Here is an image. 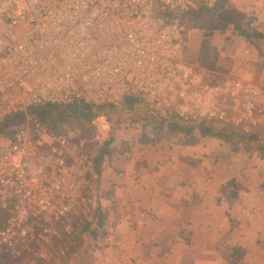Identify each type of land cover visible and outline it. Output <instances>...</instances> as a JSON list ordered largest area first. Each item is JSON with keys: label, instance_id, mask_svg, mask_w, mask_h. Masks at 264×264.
<instances>
[{"label": "built area", "instance_id": "built-area-1", "mask_svg": "<svg viewBox=\"0 0 264 264\" xmlns=\"http://www.w3.org/2000/svg\"><path fill=\"white\" fill-rule=\"evenodd\" d=\"M229 2L0 0V248L10 258L66 262L70 246L58 239L104 217L101 134L57 130L38 110L133 97L153 119L215 126L232 110L245 137L264 127L261 87L186 60L188 20Z\"/></svg>", "mask_w": 264, "mask_h": 264}, {"label": "crops", "instance_id": "crops-1", "mask_svg": "<svg viewBox=\"0 0 264 264\" xmlns=\"http://www.w3.org/2000/svg\"><path fill=\"white\" fill-rule=\"evenodd\" d=\"M224 8L236 22L242 21L240 31L236 27L232 31L241 33L243 43L228 41L232 46H223L220 41L211 49L213 64L204 66L199 61L201 37L194 29L189 31L193 57L188 49L186 60L216 73L220 81L241 79L264 91V0H230L212 12ZM244 32L260 37L248 39ZM127 99L115 108L137 114L135 125L113 122L100 112L104 107L82 113L83 105L70 106L78 122L71 129L101 134L96 146L102 149L94 155L104 217L83 236V245L69 264H264V157L257 148L264 141V127L245 137L243 128L233 124L231 110L228 127L211 126L235 138L257 141L233 140V146L221 136H202L195 126L151 143L138 137L142 132L138 123L145 116L136 110L144 106L136 99L130 105ZM261 100L258 106H264V96ZM47 108L62 113L67 109ZM47 116L42 119L48 126L70 129L57 121L51 124ZM108 133L111 138L104 141Z\"/></svg>", "mask_w": 264, "mask_h": 264}, {"label": "rangeland", "instance_id": "rangeland-1", "mask_svg": "<svg viewBox=\"0 0 264 264\" xmlns=\"http://www.w3.org/2000/svg\"><path fill=\"white\" fill-rule=\"evenodd\" d=\"M230 7V6H229ZM228 7V8H229ZM230 9V8H229ZM229 9L224 8V10L222 12H204L201 13L200 15H198V18H195L193 20H188V23L190 24V32H192V30L197 29L198 30V34H200V42L202 41L201 44V48L202 52L204 51L205 53V59L206 60V64H204V66H211L213 63L211 62L214 59V54L211 49L213 48L214 45L218 46L220 45L219 42L221 41V44L223 46L229 45L232 46V44H236V45H241L243 43V39L241 37V33L239 31H237L236 33L233 32L232 30H235V25L237 27L241 26V22L242 21H238L236 22L233 17L230 14ZM226 11V12H225ZM223 13H227L235 22V25H228V26H224L223 21H222V14ZM233 16H235V18L240 19V16L237 14H234ZM242 28V27H240ZM206 35V36H204ZM193 39V38H192ZM191 39V41H192ZM198 38H195L194 41L197 42ZM232 43V44H230ZM242 41V42H241ZM203 45V47H202ZM205 46V47H204ZM211 47V48H210ZM191 49V48H190ZM189 49V55L190 57H193L192 51H190ZM201 55V54H200ZM199 61H200V56H199ZM201 63V62H200ZM211 65H210V64ZM135 99L133 97H128L127 99V103L132 105L131 103L134 102ZM137 104V102H136ZM74 107V106H72ZM62 108H67L65 113H62L59 111L58 108H49V116H47L48 120L51 121V124H53V122H58L59 126H64L65 124L68 126L70 125V128L75 126V123L78 124V122L76 121V111L69 107H62ZM80 108V107H79ZM127 108L125 107H104L103 110H100L101 113L103 114H107L111 119H113V122L116 121V123H128V121L137 118V114L134 115L133 113H130L128 111H126ZM146 108L141 107L139 110L137 109V113L139 115H143L145 116L144 120L141 119V121H139L138 125H141L142 129H139L140 131H142L141 133L138 134V137H146L147 139H149V141L151 143H154L158 140H161L163 138H171V136H175L177 135V133H179L178 131L182 128H185V130L189 129V126L191 125V123H185L182 122L180 120H178L177 118H175V116L170 115L168 118L164 119V118H158V119H153L150 118L147 113L145 114V110ZM82 110V107H81ZM60 112V113H59ZM147 112V111H146ZM62 115H59L61 114ZM131 114L133 116H131ZM72 115V116H70ZM78 116V115H77ZM46 118V119H47ZM75 119V120H74ZM53 121V122H52ZM80 124V123H79ZM228 123L225 124H218V126H227L228 127ZM66 126V127H67ZM113 129H117L116 127H112ZM223 128V127H220ZM112 129V130H113ZM74 130V129H73ZM83 132V131H82ZM227 136L229 137H234L232 135H235L233 133H225ZM231 135V136H230ZM240 136V135H238ZM107 138H111V135L108 133V135L106 136L104 141H108L109 139ZM248 141L250 139H246V138H233L230 139L232 141L233 146H236L237 142H244L245 140ZM236 142H234V141ZM263 140V139H261ZM102 141V142H104ZM238 144V143H237ZM104 145V144H103ZM256 148V147H255ZM257 148L259 150L260 148V144H257ZM96 149H102V147L99 146H95L93 147V152L96 151ZM260 154L264 157V151H260ZM3 220V215L0 212V224ZM76 233L74 234L73 237H71L70 240H67L63 237H61L60 239H58L57 241V247H61L64 244L68 243L71 249V255L70 257L74 256L75 253L77 251H79V249L81 248V246L83 245V235L81 233H79V230L75 231ZM4 254H6V252L4 250H2L0 248V264H69V259L68 261H62L60 259H49L46 262H38L37 260H27V261H18L16 259H12L11 261H8L6 259V257H4Z\"/></svg>", "mask_w": 264, "mask_h": 264}, {"label": "trees", "instance_id": "trees-1", "mask_svg": "<svg viewBox=\"0 0 264 264\" xmlns=\"http://www.w3.org/2000/svg\"><path fill=\"white\" fill-rule=\"evenodd\" d=\"M196 18H197V17H196ZM222 21H223L224 26L235 25L234 20H232V19H231L227 14H225V13L222 14ZM235 27H236V29H238L236 25H235ZM238 30H239V29H238ZM239 31H240V30H239ZM244 34H245V37H247L248 39H254V40H257V39L260 37L256 32H253L252 34H250L249 32H244ZM204 57H205V53H204V51H203V52L201 53V55H200V62H201V64H203V65L206 64L205 62H206V60H207V59H205ZM207 61H208V60H207ZM90 110H91V107L84 106V105H83V107H82V110H81V108L79 109V111L82 112V113H83L84 111H85V112H86V111L89 112ZM49 111H50V109L48 110V108H45V109L38 110L36 113H37L39 116L44 117L46 114L49 113ZM195 126L198 127V128L200 129L201 134H202V136H204V137H206V136H221V137H223V138H225V139H228V140H230V138H231V137L227 136L226 134H223L222 132L215 130L211 125H207V124H205V123H191L189 129H193ZM230 136H231V135H230ZM232 136H234V135H232ZM247 139H250V140H248V142H251V141H257V140H255V138H253V137H251V138H247ZM259 143H260L259 151L262 152V151H264V141L260 140ZM90 229H91V225H90V224H87V225L84 226L83 231H89ZM236 254H237V252L234 250V254H233V255H236ZM4 257H6V259H7L8 261H11V258H10L7 254H4Z\"/></svg>", "mask_w": 264, "mask_h": 264}]
</instances>
